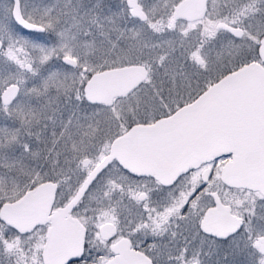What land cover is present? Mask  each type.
I'll return each mask as SVG.
<instances>
[{
  "label": "snow or ice",
  "instance_id": "6c2138e0",
  "mask_svg": "<svg viewBox=\"0 0 264 264\" xmlns=\"http://www.w3.org/2000/svg\"><path fill=\"white\" fill-rule=\"evenodd\" d=\"M0 264H264V0H0Z\"/></svg>",
  "mask_w": 264,
  "mask_h": 264
}]
</instances>
